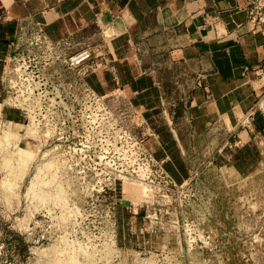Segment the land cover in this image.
<instances>
[{
  "label": "rangeland",
  "instance_id": "obj_1",
  "mask_svg": "<svg viewBox=\"0 0 264 264\" xmlns=\"http://www.w3.org/2000/svg\"><path fill=\"white\" fill-rule=\"evenodd\" d=\"M76 51L28 30L0 55V264H264V134L236 157L222 129L208 162L182 99L166 115L184 160L172 176L137 107L87 92Z\"/></svg>",
  "mask_w": 264,
  "mask_h": 264
},
{
  "label": "crops",
  "instance_id": "obj_2",
  "mask_svg": "<svg viewBox=\"0 0 264 264\" xmlns=\"http://www.w3.org/2000/svg\"><path fill=\"white\" fill-rule=\"evenodd\" d=\"M262 13L264 0H0V55L36 25L62 50L90 47L79 65L83 84L137 107L153 133L149 150L178 176L180 127L166 115L182 99L184 129L205 137L204 152L215 146L208 162L222 156V129H236V157L261 140L252 137L264 134Z\"/></svg>",
  "mask_w": 264,
  "mask_h": 264
},
{
  "label": "built area",
  "instance_id": "obj_3",
  "mask_svg": "<svg viewBox=\"0 0 264 264\" xmlns=\"http://www.w3.org/2000/svg\"><path fill=\"white\" fill-rule=\"evenodd\" d=\"M249 13L254 16V11L251 9L249 10ZM251 16V17H252ZM256 20H260L263 24H262V28H264V14H259L257 16ZM29 30V33L31 34V38L33 39L34 43L39 44L42 43V46L45 47H49L51 48L53 46V43L48 39V37L43 33L42 29L40 26L36 25L30 28H27V31ZM25 29H20V34L19 35H23L25 34ZM41 46V45H39ZM89 57V52L86 48L81 49L79 51H76L74 54L69 56V63L70 64H77L79 63L82 59H85ZM196 83H199V80H196ZM90 95L95 96L98 94L92 92V91H87ZM101 98L104 97L103 95H99ZM146 161L150 160V163L154 166L157 167V169L160 172H163V169L161 167V165L159 163H157L155 160H153V158L148 154L146 159Z\"/></svg>",
  "mask_w": 264,
  "mask_h": 264
},
{
  "label": "water",
  "instance_id": "obj_4",
  "mask_svg": "<svg viewBox=\"0 0 264 264\" xmlns=\"http://www.w3.org/2000/svg\"><path fill=\"white\" fill-rule=\"evenodd\" d=\"M121 201H122V202H124V203H128V201H127V200H123V199H122Z\"/></svg>",
  "mask_w": 264,
  "mask_h": 264
}]
</instances>
